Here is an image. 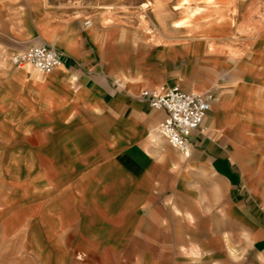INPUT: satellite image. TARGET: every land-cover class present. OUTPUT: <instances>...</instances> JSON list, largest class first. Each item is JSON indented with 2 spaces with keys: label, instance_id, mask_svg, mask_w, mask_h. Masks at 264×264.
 Listing matches in <instances>:
<instances>
[{
  "label": "crops",
  "instance_id": "obj_1",
  "mask_svg": "<svg viewBox=\"0 0 264 264\" xmlns=\"http://www.w3.org/2000/svg\"><path fill=\"white\" fill-rule=\"evenodd\" d=\"M22 20L41 43L22 46L0 33V149L31 131L43 139L37 153L47 169L92 154L101 160L93 177L67 184L65 197L54 192L48 202L46 189L37 195L36 225L53 259L72 235V246L101 264H264V95L254 78L264 70V50L235 60L251 82L214 94L183 153L158 132L166 112L141 93L200 88L193 72L178 69L188 45H157L143 72H128L114 55L130 46L129 29L101 18L87 28L45 0H29ZM42 43L63 54L48 75L12 69L2 54ZM20 160V169L32 168L26 154ZM52 184L59 187L60 178Z\"/></svg>",
  "mask_w": 264,
  "mask_h": 264
},
{
  "label": "rangeland",
  "instance_id": "obj_2",
  "mask_svg": "<svg viewBox=\"0 0 264 264\" xmlns=\"http://www.w3.org/2000/svg\"><path fill=\"white\" fill-rule=\"evenodd\" d=\"M158 1L159 7L155 4ZM167 1L45 0V4L51 10L61 11L70 20L77 19L82 26L86 20L94 24L95 19L101 18L108 19L109 24L119 31L129 29L132 32L130 46L123 47L119 54L114 53L115 57L123 59L121 64L128 72H143L142 61L157 45L185 44L189 47V59L183 61L178 69L193 72V80L200 83V88L194 92L212 91L218 95L230 91L239 82H251L243 70L233 65L235 60L243 62L257 55L259 49L264 50V0H239L245 3L242 5L232 3V0H218V8L207 4V0H195L189 11L174 8L173 13ZM179 1L170 0V7L178 6ZM28 6L29 0H0V33H5L22 46L41 43L35 36L26 35L22 17ZM198 7L205 10L200 15L192 13ZM184 18L190 20L188 27L183 30L175 27V22ZM123 45V40H120L119 47ZM2 54L12 69L20 67L11 61V55L15 53L9 55L2 51ZM21 66L38 75L47 74L29 64ZM257 72L254 78L259 81L258 88L264 95V70ZM3 78L4 74L0 72V80ZM24 134L15 137L8 146L2 144L0 149V216H5L1 218L0 225V264H101L100 259L92 257L83 247L75 249L70 242L72 235L64 238L61 252H55L53 259L50 240L44 238L37 228L33 208L39 203L37 195L41 190H48V202H51L54 192L59 191L64 196L68 183L93 177L100 168V155L64 161L58 170L53 171L47 169V163L44 164L37 153L43 139L31 131ZM24 154L32 168L20 169L17 166ZM100 176L97 173L95 178ZM55 178H60L59 187L52 184Z\"/></svg>",
  "mask_w": 264,
  "mask_h": 264
},
{
  "label": "built area",
  "instance_id": "obj_3",
  "mask_svg": "<svg viewBox=\"0 0 264 264\" xmlns=\"http://www.w3.org/2000/svg\"><path fill=\"white\" fill-rule=\"evenodd\" d=\"M90 28L92 21L86 20ZM16 66L29 64L43 73H52L63 64V54L42 43L11 55ZM141 97L154 110L166 112V117L158 126V132L168 143L183 153H189L190 138L199 131L212 109L215 96L212 91L185 92L179 86H161L155 90H145Z\"/></svg>",
  "mask_w": 264,
  "mask_h": 264
},
{
  "label": "bare ground",
  "instance_id": "obj_4",
  "mask_svg": "<svg viewBox=\"0 0 264 264\" xmlns=\"http://www.w3.org/2000/svg\"><path fill=\"white\" fill-rule=\"evenodd\" d=\"M170 1V0H169ZM169 1H167V4H168V7L170 8V10H171V12L173 13V11H174V8L175 9H177V11L178 10H180V11H189V9H190V7H191V5H192V3H193V1H195V0H180L179 2H178V6H173L172 8L170 7L171 5V3L169 4ZM208 1V3L207 4H211L212 5V7H214V8H218L220 5H219V3H218V0H207ZM245 1V0H244ZM233 2H236V5L238 4V5H242V4H245L243 1H240L239 2V0H232V3ZM155 4H156V6L157 7H159V1L158 2H155ZM236 7V6H235ZM144 8H146V7H144ZM207 8V7H206ZM192 9V8H191ZM205 10V8H200V7H198L197 9H195L194 11H192V13H195V14H199L201 11H204ZM239 10V9H238ZM233 11V10H232ZM200 15V14H199ZM107 20V19H106ZM189 19H181V20H178V21H176L175 22V27H177V28H179L180 30H183V29H185L186 27H188L187 26V24L189 23ZM106 23H109V22H106ZM174 28V27H173ZM235 57V56H234ZM206 59V58H205ZM221 61V60H220Z\"/></svg>",
  "mask_w": 264,
  "mask_h": 264
}]
</instances>
